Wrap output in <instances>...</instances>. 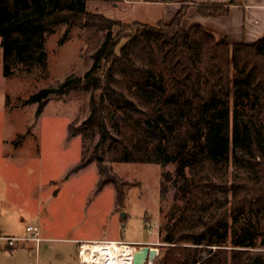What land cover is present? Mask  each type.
<instances>
[{
    "label": "trees",
    "instance_id": "1",
    "mask_svg": "<svg viewBox=\"0 0 264 264\" xmlns=\"http://www.w3.org/2000/svg\"><path fill=\"white\" fill-rule=\"evenodd\" d=\"M180 3L174 18L158 28L111 20L89 11L86 0H0L4 76L9 80L40 72L47 77L48 40L63 26L60 45L75 28L105 32L83 78L70 77L58 90L43 88L26 104H38L40 116L52 94L91 89L89 120L80 131L70 125L73 135H82L84 148L88 140L94 142V123L100 147L109 128L116 134L108 147L112 162L175 167L174 174L163 173L161 184L160 209L167 211L168 224L158 264H248L258 236L246 233L229 245L222 231L231 219L244 217L251 223L264 215V39L232 44L200 24L186 29L183 21L191 4L202 17H223L229 8ZM137 51L149 57L159 53L163 66L155 71L136 63ZM118 71L132 76L134 99L112 87ZM106 96L116 103L108 116ZM86 153L74 171L97 162L100 187L114 184L123 201L105 156L89 159ZM238 153L250 173L233 174L227 181Z\"/></svg>",
    "mask_w": 264,
    "mask_h": 264
},
{
    "label": "rangeland",
    "instance_id": "2",
    "mask_svg": "<svg viewBox=\"0 0 264 264\" xmlns=\"http://www.w3.org/2000/svg\"><path fill=\"white\" fill-rule=\"evenodd\" d=\"M193 1L199 5L208 3L206 0ZM165 2L86 0L89 11L111 20L158 28L170 17L166 7L160 4ZM196 14H187L185 27L200 23L195 19ZM65 34L66 27L63 26L48 40L47 77L36 72L19 74L9 80L4 76L0 38V226L16 238L31 237L27 228L36 227L42 238L39 250L35 243H26L25 247L17 248L20 253L16 259L8 261L3 258L0 264H79L81 242L105 240L127 243L150 240L151 247L158 249L161 255L160 238L168 224L167 211L160 209L161 184L163 173L174 174L175 167L170 165L163 169L153 164L112 162L108 147L116 134L109 128L105 146L100 147L101 135L94 123H91L95 129L94 142L88 140L84 148L82 135H73L70 125L80 131L89 120L91 89L52 94L40 116L37 115L38 104H26L43 88L58 90L70 77L83 78L92 68L94 54L105 39V32L79 27L73 29L60 45ZM124 43L122 41L120 47ZM133 58L136 63L155 71L163 66L159 53L149 57L137 51ZM112 87L134 99L135 83L131 75L118 71ZM8 98L10 105L7 104ZM115 105V101L105 97L106 116ZM84 150L89 159L105 156L110 178H116L124 192L123 201L118 200L114 184L100 187L97 162L74 171L83 159ZM240 154L237 155L238 161L232 162L225 180L231 181L233 174L250 173ZM164 206L166 210L170 207L167 203ZM246 233L258 236L248 264H254L256 259L264 261V215L253 217L251 223L244 217L231 219L229 226L222 231L228 236L229 245ZM159 258L151 264H158Z\"/></svg>",
    "mask_w": 264,
    "mask_h": 264
},
{
    "label": "crops",
    "instance_id": "3",
    "mask_svg": "<svg viewBox=\"0 0 264 264\" xmlns=\"http://www.w3.org/2000/svg\"><path fill=\"white\" fill-rule=\"evenodd\" d=\"M175 1L160 3L161 5L166 7L167 12H169L170 14L168 21L173 19L174 16L181 9V3H179L177 0ZM199 1L203 2L202 0ZM206 1L208 2L207 4L209 5H212V3L227 5L229 8V13L228 15L219 18L202 17L201 15L196 14L195 19L197 20V22H200L197 24L205 26L209 30L213 31L218 37L226 36L232 44L241 43L243 41L248 43H254L261 39H264V0H232V1L206 0ZM127 2H132V1H127ZM192 2L196 3L193 0ZM189 12H197L193 7V4L190 5L188 9V14ZM186 18L183 21V27L188 29L193 24L189 27L187 26L185 27ZM7 232L10 231L4 230L3 227L0 226V236L13 237L8 235ZM27 237L28 236L21 238H27ZM31 242L33 241L20 242L15 247H10L8 243L4 241H0V260L2 259L3 261V258H6L8 261L9 259L10 260L16 259L17 255H19L20 253V251H18L17 248L19 247L23 248L26 246V243H31ZM91 242H99V241H91ZM2 243H4L5 245H3ZM82 243H88V242H81L80 244ZM129 244H141V245L152 246L150 240L141 241V242H132ZM78 259H79V253H78Z\"/></svg>",
    "mask_w": 264,
    "mask_h": 264
},
{
    "label": "bare ground",
    "instance_id": "4",
    "mask_svg": "<svg viewBox=\"0 0 264 264\" xmlns=\"http://www.w3.org/2000/svg\"><path fill=\"white\" fill-rule=\"evenodd\" d=\"M133 246L85 244L82 252L83 261L88 264L93 263L95 260L102 264H131L135 253Z\"/></svg>",
    "mask_w": 264,
    "mask_h": 264
},
{
    "label": "built area",
    "instance_id": "5",
    "mask_svg": "<svg viewBox=\"0 0 264 264\" xmlns=\"http://www.w3.org/2000/svg\"><path fill=\"white\" fill-rule=\"evenodd\" d=\"M27 232L30 233L32 236L31 237H27V238H15V237H4V236H0V241H4L6 243H8V245L10 247H15L17 244H19L20 242H25V241H33L36 244V248L37 250H39V247L42 243V238L40 237V234L38 232V228L36 227H32L29 226L27 228ZM105 244V245H109V244H118V245H132L126 242H121V241H99V242H88V243H82L80 244V249H79V262L80 264H88L85 263L83 261V248L85 244ZM134 247V246H133ZM135 250L137 249V247H134ZM91 264H102L100 262H98L97 260H95L93 263ZM151 264V263H149Z\"/></svg>",
    "mask_w": 264,
    "mask_h": 264
},
{
    "label": "water",
    "instance_id": "6",
    "mask_svg": "<svg viewBox=\"0 0 264 264\" xmlns=\"http://www.w3.org/2000/svg\"><path fill=\"white\" fill-rule=\"evenodd\" d=\"M167 2H174L175 0H166ZM158 249L148 245H142L135 250L131 264H149L158 257Z\"/></svg>",
    "mask_w": 264,
    "mask_h": 264
}]
</instances>
